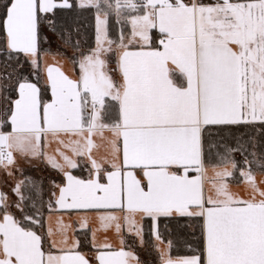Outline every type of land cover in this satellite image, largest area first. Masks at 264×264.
Masks as SVG:
<instances>
[{"label":"snow or ice","instance_id":"snow-or-ice-1","mask_svg":"<svg viewBox=\"0 0 264 264\" xmlns=\"http://www.w3.org/2000/svg\"><path fill=\"white\" fill-rule=\"evenodd\" d=\"M84 11L96 31L87 53L74 39ZM113 14L122 25L116 39ZM50 36L63 51L51 52ZM68 48L73 75L42 69L43 57ZM49 138L60 145L55 154L44 151ZM18 156L60 174L50 180V210L94 212L99 227L89 228L88 215L79 221L92 231V258L62 221L59 238L41 232L31 209L43 182L18 179L15 200L0 191V264H140L107 237L96 240L127 226L143 246L137 217L152 220L158 242L161 217L192 229L198 247L184 243L194 254L173 258L168 240L161 264H264V188L255 178L264 172V0H0L5 176H23ZM78 158L86 177L73 174ZM237 175L246 195L232 191Z\"/></svg>","mask_w":264,"mask_h":264},{"label":"crops","instance_id":"crops-1","mask_svg":"<svg viewBox=\"0 0 264 264\" xmlns=\"http://www.w3.org/2000/svg\"><path fill=\"white\" fill-rule=\"evenodd\" d=\"M96 46V45H95ZM68 54H71L70 51H68ZM51 58H53V61H49ZM45 64H56L57 66H61L62 70H64L69 75H73L74 73L70 72L69 69L71 68L73 70L72 64L69 60V58L66 55H47L43 57L42 61V69L43 65ZM78 73V69L76 70ZM105 136L110 135L109 133L105 132ZM96 143L100 145L99 150H94V156L97 158L102 157L105 154V149L103 146V141L100 139L99 136L94 137ZM60 147V145L53 139L49 138L48 143L46 144L44 151L49 154H55L56 150ZM18 159V165L22 166L24 164L25 169L29 168L31 169L32 166L36 165L41 170H38V172L41 173V179L44 182L43 185V191L44 193L47 191H50L52 188V185L50 183V179L44 178L43 174L46 175H53L56 177L57 182L60 181V174L56 171H53L50 167H48L45 163L41 161H32L31 163L26 162L24 159H21L19 156ZM80 167L78 169L73 170V174L78 177H86L87 172V161L83 158H78ZM25 172H28L27 170ZM4 176L3 171H0V175ZM213 175V169L211 166L208 168V176L211 177ZM255 178L257 183L261 188H264V173H256ZM55 179V178H52ZM48 181V182H47ZM47 184V185H46ZM232 191L240 193L242 196L246 195L245 192V185L242 182H235L232 180L231 182ZM0 191L4 190L2 189L0 185ZM50 198V192L48 193L45 200H43V205L46 204V214H45V229L43 232H47L48 229H51L53 233L56 235V238H59V225L58 221H62L64 225L70 226L68 228V235L70 239H76L77 238V232L79 231H89L91 234V242H92V231L99 227V221L97 220V214L94 212L85 213L83 211H65V210H59L57 207H53V209H49L48 202ZM16 199V198H15ZM48 201V202H47ZM88 215L90 219V225L89 228L91 230H85L81 229L79 221L82 216ZM164 217H161L162 219ZM159 219V220H160ZM137 221L139 224L143 225L144 229V238H145V224L146 222H150L153 228V222L150 218H144L141 220L139 217H137ZM158 224V230H159V221ZM105 237H107V241L112 244L113 248L119 250L121 247H123L126 251L133 252L139 259L140 264H161V252L167 251V242L162 238L163 242H158L154 239H152V245L149 244L146 241L143 246L140 244L139 238L135 235L134 232H129L128 227L125 226L122 230V232L117 235L114 231V229H110L107 232L100 231L96 233V240L98 242H104ZM123 238L124 244L121 245L120 240ZM81 251V250H80ZM82 253L86 254L88 258H92L94 256V249L92 250H83ZM171 255V252H170ZM172 256V255H171ZM173 258H176L172 256Z\"/></svg>","mask_w":264,"mask_h":264},{"label":"trees","instance_id":"trees-1","mask_svg":"<svg viewBox=\"0 0 264 264\" xmlns=\"http://www.w3.org/2000/svg\"><path fill=\"white\" fill-rule=\"evenodd\" d=\"M76 27H78L79 32H78V34L74 33V39L79 41L80 50L87 53L90 49L94 48L96 45L95 19H94L93 13L89 12V11H84V12L80 13L76 17ZM121 27H122V25L116 24V17L113 14L110 17L109 36L111 39L117 38ZM50 39H51L50 48H51L52 53H57L58 51H63V49L61 48V42L59 40H57L56 37H54V38L50 37ZM68 51H70L71 54H68ZM72 55H73L72 49L68 48L66 56L69 58ZM241 159H242L241 156L239 154H237L236 160L240 161ZM213 163H215V161H213ZM256 173H264V172L257 171ZM24 177H31L30 172H25ZM34 180L36 182H40V181L43 182L42 179H38V178H36ZM233 181L239 182L240 181L239 176L237 175L233 179ZM43 185H44V182L42 184V188H43ZM43 196H46L45 193ZM41 206H42V199H37L36 207H35V209H31V211L36 213V215L42 220L43 228H40L39 230L41 232H43L45 229V214H46V212L40 213L39 208ZM144 228H145L146 241L152 245L153 236H152V225H151V223L146 222ZM191 231H192V229L189 228V229L181 232V230L177 229L176 222L172 219L162 218L159 220V233H160L161 237L166 242H168V240H172L174 242V246L171 249V255L174 257L194 254L189 249V247L184 243V241H191L192 242V244H191L192 248L198 247V245L193 241V238L190 235H188V233ZM85 232H87V236H85ZM178 237H179V239H178ZM77 238H79L82 241L81 247H80L81 251L93 249L91 246V234L89 231L77 232Z\"/></svg>","mask_w":264,"mask_h":264},{"label":"rangeland","instance_id":"rangeland-1","mask_svg":"<svg viewBox=\"0 0 264 264\" xmlns=\"http://www.w3.org/2000/svg\"><path fill=\"white\" fill-rule=\"evenodd\" d=\"M50 37H51V38H54L53 36H50ZM49 61H53V58H51ZM67 69H69V71L73 73V70H72L71 68H67ZM63 71H64V70H63ZM67 74H68V73H67ZM19 167L23 168V170H24L23 176H21L19 172H17L16 175H15V177H12V178L7 177V176H5V175L3 176V174L0 175V185H1L2 189L4 190V192L7 193L8 196H9V198L12 199V200H15L16 197H14V196L12 195L11 188H12V186L14 185V183L16 182V180H18V179H23V178H24V175H25V171H26V170H27L28 172H30L31 178H32L33 180L36 179V178H38V179H41V178H42V177H41V173L38 172V170H41V169H40L38 166H36V165L32 166L31 169H29V168L25 169L24 164H22V166H19ZM43 177H44V178H48V179H50V180H51L52 178H55V179H56L55 176L50 175V174H49V175L43 174ZM34 181H35V180H34ZM47 182H48V181H47ZM46 185H47V184H46ZM49 192H50V191H48V189H47V191L45 192V195H46V196H43V197H42V206L39 208L40 213H44V212H46V210H47V208H46V204L43 205V200H45V198L47 197V195H48ZM43 195H44V191H43ZM47 202H48V201H47Z\"/></svg>","mask_w":264,"mask_h":264}]
</instances>
